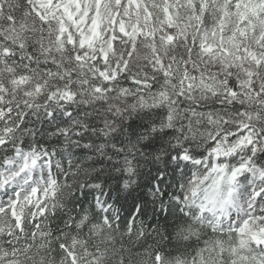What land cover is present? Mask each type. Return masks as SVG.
<instances>
[{"label": "snow or ice", "instance_id": "6c2138e0", "mask_svg": "<svg viewBox=\"0 0 264 264\" xmlns=\"http://www.w3.org/2000/svg\"><path fill=\"white\" fill-rule=\"evenodd\" d=\"M0 264H264V0H0Z\"/></svg>", "mask_w": 264, "mask_h": 264}, {"label": "trees", "instance_id": "16d2710c", "mask_svg": "<svg viewBox=\"0 0 264 264\" xmlns=\"http://www.w3.org/2000/svg\"><path fill=\"white\" fill-rule=\"evenodd\" d=\"M168 171H169V174H170V175H169V178H171V168H169V169H168ZM89 199H91V197H89ZM121 203L123 204V203H124V201H123V200H121ZM124 206H125V208H127V207H128V205H127V204H125ZM125 214H126V213H125Z\"/></svg>", "mask_w": 264, "mask_h": 264}]
</instances>
